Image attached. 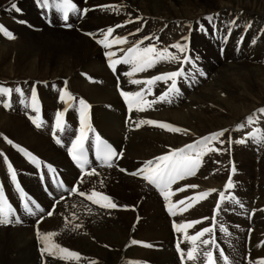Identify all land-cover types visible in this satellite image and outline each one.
<instances>
[{
	"label": "bare ground",
	"instance_id": "6f19581e",
	"mask_svg": "<svg viewBox=\"0 0 264 264\" xmlns=\"http://www.w3.org/2000/svg\"><path fill=\"white\" fill-rule=\"evenodd\" d=\"M224 1L218 6L215 0H75L76 7L87 9V13H71L68 27L60 12L41 7L37 0H0V25L15 36L8 39L0 32V87L13 89L10 96L0 94V185L6 205L14 210L10 218L19 217L22 222L0 224V264H207L204 253L208 251L213 252L216 264H225L219 256L221 250L231 264L264 260V144H249L237 162L226 149L233 136L248 131L239 125L250 115L263 117L259 128L264 130V114L259 112L264 108V0ZM12 2L19 12L11 9ZM229 7L232 12L227 13ZM208 16L213 17L211 22L205 19ZM244 18L249 28L242 31ZM202 25L205 30L197 31ZM108 28L114 29L109 41L119 37L126 42L105 48L99 41L104 40ZM240 41L244 48H239ZM178 42L188 45L186 54L194 61L202 55L207 80L198 82L191 63L159 61L136 72L132 64L123 62L128 50L137 46L168 48L183 56L170 47ZM219 47L226 48L223 57L216 52ZM109 52L115 55L109 58ZM221 57L226 59L224 63ZM117 59L121 62L113 68L111 60ZM181 68L186 75L177 79L180 95H170L171 103L158 101L171 81L143 83ZM65 81L71 100L64 96ZM33 90L38 110L32 107ZM122 92H143L144 99L158 102L142 105L144 110L138 111L139 98L126 99ZM80 99L89 106L83 124ZM61 112L62 131L57 127ZM148 120L187 131L139 124ZM222 130H226L219 138L223 143L214 141L212 145L221 151L204 155L195 175L172 184L168 200L143 178L140 170L148 161L155 163L159 156ZM100 136L118 154L113 166L92 157L87 173L79 172L72 163V145L82 140L92 155ZM249 152L255 157L246 162ZM241 158L246 166L251 165L249 170L239 165ZM8 163L16 170L26 196L12 181ZM241 174L245 175L237 187L234 182ZM229 179L234 191L227 189ZM93 191L108 196L117 208L93 204L86 198ZM205 191L209 192L207 198L188 199ZM220 192L226 198L235 193L239 203L230 199L221 203ZM28 197L44 211L29 200L36 214L27 213L24 204ZM180 200L185 203L179 204ZM169 201L176 205L172 209L175 215L169 212ZM218 205L219 215L215 211ZM70 212L75 213L76 223L70 222ZM197 220L201 222L185 229L189 236L205 228L213 231L196 241L198 260H188L186 255L182 260L177 243L185 253L193 245L183 232L176 231V225ZM222 227L227 232L221 231ZM38 233H55L50 244L78 253L79 259L61 258L64 254L58 252L42 255L44 244ZM133 240L142 243L132 244ZM205 240L210 243L205 245Z\"/></svg>",
	"mask_w": 264,
	"mask_h": 264
},
{
	"label": "snow or ice",
	"instance_id": "6c2138e0",
	"mask_svg": "<svg viewBox=\"0 0 264 264\" xmlns=\"http://www.w3.org/2000/svg\"><path fill=\"white\" fill-rule=\"evenodd\" d=\"M37 3L43 7V8H55L56 11L60 12L62 14L63 20L66 23V26L71 27L70 24H67V21L69 20V15L70 13H80V14H86L87 9H78L74 3H72V0H37ZM11 9L16 10L17 12L20 11L19 8H17V5L15 2L11 3ZM218 15V14H217ZM205 19H207L209 22L212 21L213 17L208 16ZM202 27V26H201ZM114 29L113 28H108L104 35V40L99 41L104 45L105 48H108L111 46L112 43H125L126 38H119L117 37L113 41H109L108 37L112 36ZM0 32H2L5 36H7L8 39H15V36L13 33L8 31L3 25H0ZM148 39H151L149 37ZM158 39V37H157ZM188 37H184V40H188ZM140 43H143L141 41ZM171 48H174L177 50V52L181 54H185L183 56H178L176 54H173L169 52L168 48H163L161 50H157L155 46L151 47H144V48H139L137 47H132L128 50V55L124 57L123 62L132 64L133 69L136 72L144 71L148 68H152L155 66V64L159 61H168V62H176L179 64H188L191 63L193 66H195V62L192 59L190 55H187L186 53L189 52V48L187 44H181V43H175L170 46ZM109 58L115 55V53L109 52L107 53ZM121 61L120 60H111V64L113 68H115L116 64H119ZM132 73H129L131 75ZM184 70L178 69L176 71H171L164 73L162 75H157L153 79L143 81V83H147L148 85L154 84L156 81H164L168 82L171 81V84L169 85V90L165 93H163L161 96H159L158 101L159 102H168L171 103V100L169 99L170 95H180V90L177 87V79L185 76ZM203 75V73H201ZM132 83L135 84H140L142 81L139 80H133ZM67 82L65 81V90H64V96H67L69 100L73 99L71 94L67 91ZM15 91L20 92V89H16ZM149 93H151V87L147 89ZM13 92V89L10 88H4L0 87V94L10 96L11 93ZM22 94V93H21ZM126 99L132 98L135 100L136 98H139V100L136 101V108L138 111H143L144 108L142 105H148L149 107L158 101H147L144 99V94L143 92H135V93H127V92H122L121 93ZM64 97L62 96L61 99ZM31 99H32V107L34 110H38L36 108V102H37V96L35 90L32 91L31 94ZM79 105H80V111H81V123L83 124L85 119H86V114H87V109L89 106L86 104V102L83 99L79 100ZM133 107V104L129 102V108L131 109ZM259 112L261 114H264V108L259 109ZM62 117L63 113H59L57 117V127L62 131ZM257 121V117L255 114L250 115L249 117L246 118L245 123L239 125L240 129L245 128L246 125L253 124ZM33 123H36L37 127H40V123H38L36 120H33ZM154 124L160 128H163L165 130H168L170 132H181V131H187V130H182L178 127H175L171 124L164 123V122H157V121H139V124ZM226 130H222L219 132H216L212 134L211 136H205L202 139L196 141L193 144H188L183 148L175 149L171 151L170 155H162L156 158V162L154 163L153 161H148L145 168L141 169L140 172L143 173V178L148 181V183L155 185L158 189H160L161 193L164 195V198L166 200L169 199L170 195V189L171 185L176 183L178 180H182L188 176H193L196 174L198 168L201 165L202 162V157L206 155L209 152H219L221 151L220 148L213 147V142L217 141L219 143H223V141H220L219 138L223 137L225 134ZM251 139L256 141L257 143L264 144V130L262 129H257L255 132L250 133ZM97 141H99V137H97ZM59 143V140H57ZM237 143H244V139H240L236 141ZM8 143H12V141H8ZM77 144H79L81 152L80 155H77L75 152V149L77 147ZM77 144H73V159L76 160L78 163L80 162V156L83 155V143L82 140H78ZM20 151H24V149H20ZM98 159H101L103 162L107 163L108 167H112L111 160L114 157H117V152L112 149L110 146H106V152L103 155L99 154L98 151ZM25 155L28 156L34 163H38L36 158L32 156L31 153L25 152ZM119 155H122L120 153ZM7 158L5 157V160ZM86 163V161H85ZM8 169L11 172V179L13 182L16 183V188L18 191L21 192L22 196H26V194L23 193V189L21 188L19 182L17 181V175H16V170L13 168L11 163H8L7 165ZM50 167V166H49ZM231 171L235 173L236 168L233 165ZM94 170L92 173L93 174ZM134 175L136 173H133ZM188 187L191 188H198V185H189ZM233 181L229 179L227 181V189L233 188ZM180 191H183L184 189H179ZM214 191V190H213ZM79 195L85 196L86 194L83 192H80ZM209 195V192L205 191L199 194L198 197H189L188 199L190 200H198V199H203L207 198ZM86 198L91 201L93 204H97L100 207L104 208H112L115 209L117 208V204L112 202V200L106 196L102 195L101 193L97 191H93L90 195H87ZM226 199L225 193L220 192L219 193V201L222 203ZM227 199L233 200L235 203H239V201H235L234 197H227ZM31 201V204L35 205L36 209H38L40 212H43L44 209L40 207L39 204H37L34 200H31L30 197L26 199V202L24 204V210L32 215H35L36 213L33 212L32 207L29 206L28 201ZM102 201H106V203H102ZM170 207H169V212L172 215H175L176 213L172 211L176 205H172L171 201H169ZM184 200H180L179 204H184ZM192 205H187V207H191ZM242 207V205H241ZM183 211V209H181ZM217 215H219L221 208L219 205L215 209ZM48 215H52L51 212L48 213ZM14 216V210L12 209L11 205H6V197L4 196V191H3V186L0 185V224H11L13 222L15 223H20L19 217H16L15 220L11 219L10 217ZM201 221H192L186 224H178L176 225V231L183 232L185 237L192 243L191 249H189L186 253L184 250L180 249L179 242L177 243V250L180 252L181 259L183 260L185 255L187 256L188 260L191 261H196L198 260L199 254L197 253V247L195 246L196 241L199 240L201 237L205 235V233H211L213 231L212 228H205L202 231H199L195 235L189 236L188 233L185 231L187 228L193 227L195 224L200 223ZM75 227H79V225H76ZM221 231L227 232V229L221 228ZM41 242L44 244V247L41 249V254H49V255H56L58 253L64 254L61 258H75L79 259V254L72 252L68 249L62 248L59 245H52L50 244V241L52 237H54L56 234L55 233H47V234H39ZM137 243H142V242H137L135 240L132 241V244H137ZM205 245L209 244L210 242L205 240L203 241ZM146 247H152L150 244L144 245ZM194 253H197V255H194ZM219 256L223 258L225 261V264H230L229 258L227 256H224L223 251L221 250L219 253ZM204 257L207 261V264H216V258L214 257L213 252L208 251L204 253ZM249 264H252L250 261ZM257 264H264V260L258 261Z\"/></svg>",
	"mask_w": 264,
	"mask_h": 264
},
{
	"label": "rangeland",
	"instance_id": "374dc122",
	"mask_svg": "<svg viewBox=\"0 0 264 264\" xmlns=\"http://www.w3.org/2000/svg\"><path fill=\"white\" fill-rule=\"evenodd\" d=\"M219 3V4H217V3ZM223 2V3H222ZM215 3H216V5H218V6H220V5H223V4H225L226 2L224 1V0H215ZM226 11H227V13L230 11V12H232V8L231 7H229V8H226ZM216 13V12H215ZM83 17V16H82ZM49 23V25L51 26L52 25V23H50V22H48ZM246 23V24H245ZM240 25H241V30L242 31H245V29H247V28H249V23H247V19L246 18H244V21H242L241 23H240ZM202 30H205V25H202V27H199V30H197V31H199V32H201ZM227 33H228V37H230V35H231V30H229V31H227ZM251 41H253V40H251ZM240 44H238L239 45V48H244L245 46L242 44L243 43V41H240L239 42ZM253 43H256L255 41H253ZM249 48H250V43H249ZM249 48H247L246 50H248ZM218 50H219V54L223 57V55L225 54V51H226V48H223V47H219L218 49H216V52H218ZM206 50H205V48H204V52H205ZM231 52L228 50V54H230ZM221 57V61H223V63L226 61V59H223ZM199 58L200 57H198V58H196L195 59V68H194V70L193 71H196V77H198V82L200 81V79H203L204 78V81L205 80H207L208 79V72L206 73V71L208 70V69H206V66L207 65H203V63H202V61H203V58H202V55H201V58H200V61H199ZM210 63H211V61H209ZM201 73H203V75H201ZM197 84V83H196ZM256 117H257V121L255 122V123H253V124H250V125H246L245 127L247 128H249L248 129V131L247 130H244L243 132H240L237 136H233V139H231L230 141H229V145L227 144V147H226V149L227 150H229V152H232V155H233V157H234V159L236 160V162H237V160H238V158H239V155H241L242 156V158H243V156H244V152H243V150H247V148H248V145L250 144V145H252V143H255L256 141H254L253 139H251V137H250V133L251 132H255L257 129H260L261 128V126H260V124H259V122H262V119H263V117L261 116V115H258V114H256L255 115ZM261 116V117H260ZM43 118H41V120H42ZM259 120V121H258ZM65 125H66V119L64 120V122H63V127H65ZM260 127V128H259ZM39 129H41V128H39ZM240 139H244L245 140V142L244 143H237L236 141H238V140H240ZM252 140V141H251ZM219 143V142H218ZM74 144H77V142L75 141V143ZM229 147V148H228ZM246 154H249V156H246V162H249V161H251V159L252 158H254L255 156H254V154H252L251 155V152H249V153H246ZM250 157H252L251 159H250ZM242 158H241V164H239L241 167H243V168H245L246 170L248 169L249 170V168H251L250 166L248 167V166H246V164H245V162L244 161H242ZM236 162H235V164H236ZM253 166H254V164H253ZM252 166V167H253ZM253 169H255V170H258V168L257 167H253ZM244 175L245 174H241L239 177H240V180H236L234 183H236V186L238 187L239 185H240V183H242L241 182V180L243 179V177H244ZM80 181V180H79ZM254 186V185H253ZM255 192H257V185L255 184ZM235 187V186H234ZM234 187L232 188L233 189V191H234ZM236 187V188H237ZM236 188H235V191H237L236 190ZM230 197H234L235 198V193L234 194H231V196ZM227 199V198H226ZM226 199H225V202H226ZM230 202V201H229ZM229 202H227V204L229 203ZM53 211H54V209H53ZM74 215H75V213H68V218H70V222H72V223H76V221H75V218H74ZM19 224H22V222H20ZM235 228H240V226L239 225H236L235 226ZM216 243V241H214V244ZM216 245V244H215ZM230 259V258H229ZM246 263H247V261H245ZM230 264H231V259H230Z\"/></svg>",
	"mask_w": 264,
	"mask_h": 264
}]
</instances>
